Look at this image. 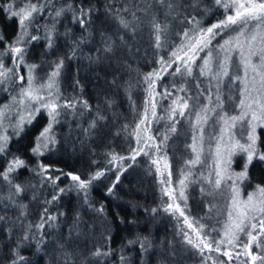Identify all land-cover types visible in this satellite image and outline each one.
I'll list each match as a JSON object with an SVG mask.
<instances>
[{
    "label": "trees",
    "instance_id": "1",
    "mask_svg": "<svg viewBox=\"0 0 264 264\" xmlns=\"http://www.w3.org/2000/svg\"><path fill=\"white\" fill-rule=\"evenodd\" d=\"M0 2L7 4L9 0ZM69 3L74 7L83 5L86 9H92L87 28L82 29L78 22L73 23L72 12L67 11L58 18L55 25L54 47L48 49L47 42L43 39L33 42L27 49L25 59L29 64H37L38 70L50 71L51 64L43 60V54L51 53L52 61L62 57L64 65L59 77L60 92L69 99L87 101L89 108L77 105L75 114L71 109L66 110L58 118L60 122L53 128L56 140L60 137L68 138V131L71 130L69 138L72 140L71 150L75 159L65 152V146L61 147L58 141L43 156L37 158L31 155L30 149L36 136L48 123L43 112L32 124L24 127L19 137L13 136L11 139L7 157L19 156L28 165L10 174L13 185L30 187L21 200L28 211L25 214L26 226L16 234L9 231V228L6 229L5 220L0 221V264H11L14 249L25 258L20 264H46L54 250H58L59 256L69 258L68 244L75 245L77 249L81 246L75 241L78 234H81L77 229L83 230L85 239L88 240L85 243L86 253L82 257L68 260L69 264H244V261L250 260L245 255L237 257L236 253H242L238 249H230L233 259L229 260L223 255L226 248L222 245L219 251L215 250L214 245L213 250L204 248L201 253V240L206 233H195L197 224L201 223L206 227L208 218L210 223L215 224L212 227H221L224 213L219 214L216 211V219L210 221L212 216L206 214L200 197L191 190L186 191L189 211L180 199H170L163 195L164 185L161 184V179L167 180L168 172L171 171V187L175 188L174 171L180 168L187 171L184 162L190 152L178 143L183 136L184 144L189 145L191 128L187 130L185 127L188 125L189 129L187 119L178 117L177 131L169 135L159 153L152 148L149 149L151 157L141 152L132 159L133 150L138 147L134 130L143 115L147 95L144 90L146 85L143 84L144 75L160 68L157 61L161 56L166 60L169 58L170 52L180 43L177 34L192 27L187 23L188 19L195 17L206 29L225 18L224 9L217 7L215 0H52L51 6L36 16L29 31L33 35L43 36L44 26H51L53 23L49 12L66 7ZM121 17L129 23V27L126 28L120 23ZM154 22L166 26L171 47H156ZM117 28L121 31L123 42L110 38L111 31ZM17 29L18 19H8L7 14L0 9V32L9 42L16 36ZM233 34L228 33L230 36ZM82 37V43H74L79 42ZM125 42L128 43L125 45ZM106 44L111 45V57L102 54L108 52L105 50ZM74 48L75 56L72 55ZM3 49L4 44L0 43V51ZM10 60V56L5 57L8 67L12 65ZM174 67L169 71H173ZM20 71H25L23 66ZM65 71L69 73L67 77ZM198 71L199 69H194V76L186 80L164 74L157 90L162 92L165 86L171 88L175 82L177 86L184 84L195 97L200 91L197 88ZM20 74L22 75L21 72ZM124 86L130 93V101H127L123 92ZM18 90L19 84L9 88L6 94L3 93L4 90H0V105L9 101L5 100L8 92L16 93ZM200 100L201 103L205 102L203 97ZM170 103V100L160 102L156 118L149 111V119L152 120L150 132L142 131L141 136L150 134L157 136L158 140L163 139L170 123L166 112ZM93 121L95 126L91 127ZM258 136V147L264 151V128L258 130ZM175 153L183 156L184 166L181 164L182 160L174 156ZM113 154L118 157L117 160L112 159ZM120 157L123 159H119ZM9 158L0 156V171L7 166ZM38 159L48 166L49 175L61 177L56 182L57 186H53L47 179L41 183V176L31 171L36 167ZM165 163L169 167L165 168ZM157 166L162 170V176L157 172ZM98 171H102L104 175L91 183L87 190L88 202L85 203L84 192L70 187L73 182L67 174H78L82 179H88ZM260 174L264 175V163L254 159L249 166L245 185H264ZM1 181L8 184L7 181ZM8 186L9 191L14 193L15 188L9 184ZM61 188L66 191L60 193L56 201L46 203ZM109 188H112L110 194ZM14 197L20 199V195ZM176 202L184 216L175 210ZM169 203L173 204V208L165 211ZM101 207L102 213L98 211ZM45 209L48 215H53L56 219L48 221L43 228L38 229L36 225L42 222ZM153 209L156 211L153 212ZM4 215L0 213V216ZM185 217L192 224L191 228L185 223ZM88 223L92 224L91 231L87 227ZM26 233L29 239L23 240ZM213 237L209 235V241ZM143 240L147 243L142 249L140 241ZM188 240L192 243L189 244ZM72 241H75L74 244ZM128 241L136 243L129 244ZM97 248L109 254L93 257L91 254ZM121 256L125 258L124 261H121Z\"/></svg>",
    "mask_w": 264,
    "mask_h": 264
},
{
    "label": "snow or ice",
    "instance_id": "2",
    "mask_svg": "<svg viewBox=\"0 0 264 264\" xmlns=\"http://www.w3.org/2000/svg\"><path fill=\"white\" fill-rule=\"evenodd\" d=\"M18 3H21V0H9L7 4L0 2V9H3L7 14L8 19H18L17 34L12 41L9 42L0 32V43L4 44V49L0 51V90H8L19 84V90L11 95L10 102L0 105V156L8 155L9 144L13 136L19 137L24 127L32 124L43 111L47 114L48 123L36 136L34 145L30 149L31 155L39 158L57 143L53 128L60 122L58 118L68 109L73 110V114H75L77 105L83 108H89V105L87 101L76 98L69 99L60 92L59 77L64 65L62 57L52 61L46 78H41L36 73L39 66L29 64L25 59L27 49L33 42L41 39L47 42L48 49L53 48L56 43L55 25L58 18L67 11L72 12L73 23L78 22L82 29H86L90 23L92 9H86L83 5L74 7L69 3L66 7L49 12L53 23L51 26L45 25L44 35L40 36L33 35L29 29L33 26L36 16L51 6L52 0H37L35 3L32 0H23V6L17 8L15 5ZM215 4L224 9L225 18L206 29L195 17L188 19L187 23L192 27L177 34L180 43L170 52L169 58L166 60L161 56L157 61L160 68L153 69L144 75L143 84L146 85L144 90L147 95L143 115L134 130L138 147L133 150L132 159L134 160L135 155H139L141 152L151 157L152 153L149 149L152 148H155V151L159 153L161 147L169 139V135L177 131L178 117L187 119L192 129V142L188 147L193 156L185 161L187 171H181V178L177 181L176 188L171 187L173 183L171 171L168 172L167 180L161 179L160 182L164 185L163 195L169 196L170 199L186 201L185 189L191 182V169L197 164H201L202 159L206 161L207 156H211L212 171L210 176H214L215 179H208V183L213 186L214 190H219L222 194L225 192L229 194L227 220L223 225L219 239L213 237L209 241L210 234L204 235V239L201 240L203 244V248L200 249L201 253L204 248L213 250L214 245L216 251L220 250L221 245L234 248L241 242V234H245L248 241L242 244L244 251L236 253V256L246 255L249 257L250 260L244 261V264H257V262L264 264V239H261L264 237V186L257 185L255 191L248 193L246 198L242 199L240 196L241 185L248 179V169L253 160L264 161V151L258 147L259 136L257 134V128L264 127V0H215ZM120 23L126 28L129 27V23L122 17ZM153 28L156 47L158 49L171 47L166 34V26L154 22ZM230 32L235 35H228ZM65 35L68 34L65 33ZM225 36H227L226 39ZM83 40L82 37L79 42L74 43H82ZM105 50L110 51L111 45L106 44ZM72 55L75 56V48ZM8 56L11 57V67L5 64V57ZM199 61L202 63H198ZM21 66L27 70L26 76L20 74ZM173 67L174 70L169 71ZM194 69H199L200 77L208 78L207 89L202 88L199 83L197 84L200 91L195 97L191 95L184 84L177 86L175 82L171 88L165 86L162 92L157 90L162 75L167 74L186 80L188 77L194 76ZM224 77H230L232 85H239V103L236 105L239 110L238 114L229 115L224 111V100L220 89ZM5 85L8 88H5ZM201 97H203L204 103H201ZM163 100L171 101L166 109L170 123L163 139L158 140L157 136L150 134L141 136L142 131L150 132L152 120L149 119V111L151 116L156 118L157 107ZM212 121H215V124H211ZM206 125L213 127V133L208 135L207 139L205 136ZM216 125H219V133L215 132ZM94 126L95 122L93 121L91 127ZM238 127L240 131L236 132ZM9 128L11 132L8 131ZM213 141L214 148L212 147ZM206 143L208 144L207 156L204 147ZM238 154H243L245 161L243 169L240 172H235L232 169L233 157ZM112 159L117 160L118 157L113 154ZM119 159H123V157ZM152 162L157 164L156 160ZM25 167H28L27 162L21 157L13 155L4 170L0 171V177L15 188V192L10 194V199L24 191L22 185H13L10 174ZM167 167L169 166L165 163V168ZM31 171L41 176V183L47 179L53 186H57L56 182L61 178L49 175L48 166L41 163L39 159L36 167ZM157 172L161 176L163 175L159 166H157ZM67 175L73 182L70 187L84 192L85 203H87L88 188L104 173L98 171L88 179H82L78 174L68 173ZM117 180H119V175ZM65 191L64 188L59 189V192L52 196V200L46 201V203L56 201L59 194ZM202 191H204L203 188ZM111 192L112 188H109L108 193ZM20 207L25 206L20 205ZM172 208L173 204L169 203L165 211ZM175 210L184 216L179 204L175 205ZM98 211L102 213L103 207ZM155 211L156 209H153V212ZM55 219L56 217L48 215L47 209H45L41 217L42 222L36 227L43 228L45 223ZM2 220L4 217L0 216V221ZM185 223L188 224V227H192V224L188 223V217H185ZM203 227L204 225H200L201 229ZM28 239L29 235L26 233L23 240ZM128 243L132 244L136 241H128ZM146 243V240L140 241L142 249ZM188 243L191 244L192 241L188 240ZM253 244L261 249L260 253H253ZM108 254L109 252L97 248L91 255L100 257ZM223 255L227 256L229 260L233 259L232 252L229 250L224 251ZM13 257L11 264H20L25 259L15 249ZM124 259L121 256V261Z\"/></svg>",
    "mask_w": 264,
    "mask_h": 264
},
{
    "label": "rangeland",
    "instance_id": "3",
    "mask_svg": "<svg viewBox=\"0 0 264 264\" xmlns=\"http://www.w3.org/2000/svg\"><path fill=\"white\" fill-rule=\"evenodd\" d=\"M33 2V1H32ZM23 6V0H21V3H18L17 7H21ZM120 25V24H119ZM122 27V25H120ZM119 26V29L121 28ZM119 29H115L113 31H111L110 33V38L113 40H115L116 38L121 42L124 41V39H122L121 37V31H119ZM118 32V33H117ZM33 34V33H32ZM235 35V33L233 34ZM128 42H125V45ZM123 44V43H122ZM35 51H32V53ZM103 56L106 57H111L112 54L108 51L107 54H105L104 52L102 53ZM235 55V54H234ZM53 55H51V53L46 52L45 54H43V60L45 62H48L49 64H51L52 62V58ZM11 60H10V64H11ZM200 63H202V61H200ZM25 71H20L22 73V75L27 74V70L24 68ZM231 71V70H230ZM49 71H45V70H38L36 71L37 75L41 78H46L47 74ZM68 71H65V77L68 76ZM235 74V73H233ZM241 75L243 74L242 72L240 73ZM197 82L201 85L202 88L207 89L208 87V78L206 77H200L199 75V71L197 73ZM26 83V80H25ZM6 87V85L4 86ZM126 86L123 87V92L125 93L126 99L127 101H130V93H128L127 89H125ZM220 89L222 92V99L224 100V111L227 112L229 115H234V114H238V109L236 107V105L239 103V85H232L231 83V78L230 77H224L223 78V82L220 84ZM7 90H4L3 93H7ZM15 94L13 92H8V96H6L5 100H9L7 103L10 102L11 99V95ZM0 95H1V91H0ZM231 97V99H230ZM133 107H131L132 109ZM134 110V109H132ZM43 112V111H42ZM46 115V121L48 122V117L47 114L45 112H43ZM117 116V115H116ZM194 119V118H193ZM189 124V123H188ZM211 124H215V121H212ZM55 127V126H54ZM185 127L187 128V130H190V125H189V129H188V125H185ZM260 128H264V127H258L257 128V134H258V130ZM206 132H205V136L207 139V136L213 133V127L210 125H206L205 126ZM11 129L9 128L8 131H10ZM54 131V130H53ZM236 132H239L240 129L239 127L235 130ZM215 132L219 133V125L215 126ZM71 130L68 131V138L67 137H60L59 140H57L61 147L62 145L65 146V152L70 154L71 158H74L72 155V150H71V144H72V140L71 138ZM190 133V140H189V144H191L192 142V129L189 131ZM244 135L246 136V132L244 133ZM185 139H183V136L180 137V139L178 140L179 146H182V148L189 150V156H187L185 159L188 160L193 156V153L191 151V149L188 147V144H184ZM56 145V144H55ZM55 145L53 147H55ZM214 141L212 144V147L214 148ZM205 155L207 156V152H208V144H205ZM183 150V149H181ZM47 152V151H46ZM45 152V153H46ZM180 153V152H179ZM175 157H177V159H181L183 166V156L181 154H174ZM9 158V157H5ZM11 159V158H9ZM244 161H245V156L243 154H238L236 156L233 157V164H232V169L235 172H240L243 167H244ZM264 163V161H263ZM211 164H212V157L211 156H207L206 161H204L202 159V163L201 164H197L194 168L191 169L192 172V177H191V182L188 184V187L185 189V195L187 197L186 191L187 190H191L193 192L197 193L198 198L203 202L204 206L203 208L206 211V214H210L212 216L210 221H214L217 217V215L215 216V212L217 211V213L222 214L223 215V223L220 227H212L213 223H210L208 218L206 219L207 222L206 223V227L204 225L203 229L200 228V225H202L201 223L197 224V227L195 229V233H208L210 234V236H216V239H219L221 234H222V229H223V225L225 223V221L227 220V204H228V197L229 194L227 192L225 193H220L219 190H214L213 186L210 185L208 183V179H212L214 180L215 177L214 176H210V172L212 171L211 169ZM182 166V167H183ZM187 169V168H186ZM184 170L186 171L184 168H180L179 170H175V188L177 187V181L181 178V171ZM260 179L264 180V175L260 174ZM1 180H3V178L1 177ZM0 180V183H2V181ZM4 181V180H3ZM246 181V180H245ZM243 182V184L241 185V192H240V196L241 198H246L248 193L254 192L256 189V186H247L245 185L246 182ZM230 183V182H229ZM24 187V191L22 193H20V199H18V197H13L12 199H10V194L11 192L9 191L8 188H10L8 186V184H0V213L1 214H5L4 216V220L6 221L5 223V227L6 229L9 228V231H13V234H16L17 232H20V230H22L24 228V226H26V212L28 211L26 209L25 204H22L21 200L22 196L28 191L29 192V186L27 185H22ZM264 186V185H261ZM202 188L204 189V191H202ZM178 195V192L176 193ZM18 196V195H17ZM188 198L185 200H180L181 203L184 205L185 209H190V206L188 205L187 202ZM178 202H176L177 204ZM194 204L195 201H194ZM20 205H24L25 207L21 208ZM194 207V206H192ZM197 207H195L196 209ZM194 209V208H193ZM189 211V210H188ZM198 211V209H197ZM23 212V215H21V213ZM214 218V220H212ZM7 224V225H6ZM220 224V223H219ZM88 228H90L91 231V227L92 224L90 225L88 223ZM95 227V225L93 226V228ZM212 227V228H211ZM72 228V227H71ZM211 228V229H210ZM77 229V228H75ZM213 229H216V231H213ZM78 233L81 232V234H78L79 237L75 240L77 241L79 244H81V246L77 249V247L75 245H71L70 243L68 244V251H69V258H63V256H59L58 255V250H54V252L52 253V255H49V260L47 261L46 264H50L51 262H53L54 264H69L68 260L70 261V259L74 260L77 257H82L85 255L86 253V244L87 243V239H85V235L83 233V230L80 231V229L78 230ZM10 233V232H9ZM77 234V233H76ZM83 235V236H82ZM91 233L88 234L89 238ZM95 239V238H94ZM261 239H264V237H261ZM87 240V241H86ZM246 241H248V237L245 234H241V242L237 244L236 247H231V246H226V245H222L223 248H226L225 250H229L233 249V250H241L242 252L244 251L242 244ZM75 241H72V244H74ZM67 242H69V240H67ZM252 251L254 254H258L261 252L260 248H257L255 244H253L252 246ZM246 256V255H245ZM249 258V257H248ZM66 259V260H65ZM257 264H259V262H257Z\"/></svg>",
    "mask_w": 264,
    "mask_h": 264
}]
</instances>
